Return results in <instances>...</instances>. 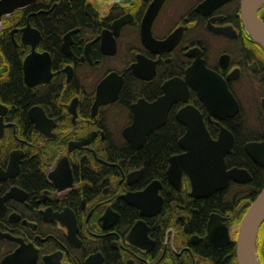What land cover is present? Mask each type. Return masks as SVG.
Wrapping results in <instances>:
<instances>
[{"label":"flooded vegetation","instance_id":"1","mask_svg":"<svg viewBox=\"0 0 264 264\" xmlns=\"http://www.w3.org/2000/svg\"><path fill=\"white\" fill-rule=\"evenodd\" d=\"M62 1L0 8V264H238L240 224L264 180V49L243 26L241 0H87L83 22L45 25ZM258 13L264 21V6ZM25 31L41 36L37 48ZM28 56L39 63L25 67ZM197 68L225 83L236 114L212 113L195 87L209 88V78L195 77ZM189 71L188 101L175 102L145 143L190 105L213 140L231 134L226 170L246 181L202 198L187 177L180 191L168 180L180 145L165 181L144 179L129 150L145 143L135 150L124 135L133 105L157 101ZM10 84L20 97L6 96ZM179 124L178 144L187 132ZM249 144H260L261 163ZM154 181L162 208L142 215L126 196ZM256 251L264 264V223Z\"/></svg>","mask_w":264,"mask_h":264},{"label":"water","instance_id":"2","mask_svg":"<svg viewBox=\"0 0 264 264\" xmlns=\"http://www.w3.org/2000/svg\"><path fill=\"white\" fill-rule=\"evenodd\" d=\"M36 1L38 0H2L0 1V8H2V12H6L13 8L29 6ZM214 1L216 0H207L205 4ZM262 6H264V0H241L243 26L252 41L264 49V21L258 14ZM155 15L156 11L150 12L148 15L149 29ZM121 23L122 21H119L117 25ZM193 72L195 77L203 74L209 78V88L206 87L207 84L203 87L202 84L195 87L212 113L224 118L238 112L239 106L235 98L215 73L203 68L194 69ZM192 77L193 75L189 71L186 80L176 78L166 82L164 84V96L153 103L142 100L133 105L134 120L124 133L133 149H140L151 132L166 124L170 108L175 102L188 101V84L191 83ZM216 112L221 113V115ZM176 117L187 128L186 134L179 141L180 147L185 152L170 158V166L167 171L169 182L177 190H181L182 181L185 177L190 181L191 195L198 198L209 197L213 193L223 190L231 179L246 181L245 178L240 179L238 177L237 171L228 172L226 170L224 156L231 150L233 142L231 134L222 132L217 141L213 140L203 123L200 112L191 105L182 108ZM259 146L260 144H249L246 146V150L252 159L261 163V156L255 154ZM159 188L160 182L154 181L144 191L128 194L126 199L129 204L140 209L142 215H154L161 210L163 203V198L158 192ZM263 223L264 188L251 203L241 222L237 242L238 264H261L256 252V241ZM136 228L137 225L133 230L134 232H136Z\"/></svg>","mask_w":264,"mask_h":264},{"label":"trees","instance_id":"3","mask_svg":"<svg viewBox=\"0 0 264 264\" xmlns=\"http://www.w3.org/2000/svg\"><path fill=\"white\" fill-rule=\"evenodd\" d=\"M86 1L87 0L62 1L59 8L60 15L49 18L44 22L45 25L46 23L56 22V20L60 19V17L61 26L64 25L65 28H69L83 22L85 19L84 6L86 5ZM5 90L6 96L9 97H20L23 91L19 84H10L5 87ZM181 128L183 129L172 114L168 124L149 137L145 145L138 152L134 154L131 149L129 150L131 168H137L143 165L145 168L144 179L154 176L162 182L165 181L164 171L168 166V157L176 151H179L177 138H179L183 133ZM35 182H39L37 178H35L34 183ZM263 187L264 180L258 186L256 194H259ZM218 196L219 195H215L210 199H215ZM132 215L133 212H130L129 216L131 217Z\"/></svg>","mask_w":264,"mask_h":264},{"label":"bare ground","instance_id":"4","mask_svg":"<svg viewBox=\"0 0 264 264\" xmlns=\"http://www.w3.org/2000/svg\"><path fill=\"white\" fill-rule=\"evenodd\" d=\"M31 5H32V4H30V6H31ZM262 7H263V6H262ZM260 9H261V8H260ZM258 14H259V13H258ZM27 36H29V37L31 36L32 38L35 39V41L38 40V39H41V36H40V35L35 34V33L32 32V31H30V32H29V31H25V32H24V37H27ZM37 44H38V42L36 41L35 44L33 45V48H35V47L37 48V46H38ZM28 57H29V56H28ZM38 61H39V58L36 59V58H34V57H29V59H26V60L24 61V65H25V67H28V66L32 65V63L34 64V62H38ZM38 63H39V62H38ZM204 125H205V124H204ZM205 127H206V126H205ZM206 128H207V127H206ZM225 156H226V155H225ZM225 156H224V160H225ZM252 160H253V161H256L255 159H252ZM256 162H257V161H256ZM257 163H258V162H257ZM225 164H226V161H225ZM237 182H242V180H241V181H237ZM226 187H227V186H226ZM226 187H225V188H226ZM225 188H224V189H225ZM263 188H264V187H263ZM263 188H262V189H263ZM262 189H261V190H262ZM260 192H261V191H260ZM260 192H259V193H260ZM258 195H259V194H257V196H258ZM257 196L255 197V199L257 198ZM195 198H198V197H195ZM255 199H254V200H255ZM254 200H253V201H254ZM252 203H253V202H252ZM246 213H247V212H246ZM244 216H245V215H244ZM243 218H244V217H243ZM242 220H243V219H242ZM241 222H242V221H241ZM240 226H241V224H240ZM239 231H240V229H239ZM257 237H258V236H257ZM256 242H257V241H256ZM256 252H257V251H256Z\"/></svg>","mask_w":264,"mask_h":264},{"label":"rangeland","instance_id":"5","mask_svg":"<svg viewBox=\"0 0 264 264\" xmlns=\"http://www.w3.org/2000/svg\"><path fill=\"white\" fill-rule=\"evenodd\" d=\"M108 4V3H107Z\"/></svg>","mask_w":264,"mask_h":264}]
</instances>
